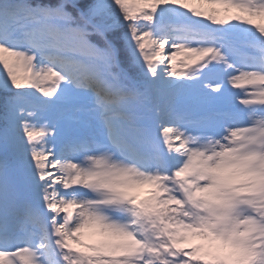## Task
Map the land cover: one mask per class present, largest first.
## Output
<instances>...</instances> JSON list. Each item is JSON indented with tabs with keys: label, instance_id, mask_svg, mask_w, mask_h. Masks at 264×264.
<instances>
[{
	"label": "snow or ice",
	"instance_id": "1",
	"mask_svg": "<svg viewBox=\"0 0 264 264\" xmlns=\"http://www.w3.org/2000/svg\"><path fill=\"white\" fill-rule=\"evenodd\" d=\"M0 264H264V0H0Z\"/></svg>",
	"mask_w": 264,
	"mask_h": 264
},
{
	"label": "rangeland",
	"instance_id": "2",
	"mask_svg": "<svg viewBox=\"0 0 264 264\" xmlns=\"http://www.w3.org/2000/svg\"><path fill=\"white\" fill-rule=\"evenodd\" d=\"M193 6L199 7V8L204 9V10H208L212 7L209 5H199V4L193 5ZM257 22H260V21H257ZM146 194H147V189L141 190V193H140L141 197L145 196Z\"/></svg>",
	"mask_w": 264,
	"mask_h": 264
}]
</instances>
